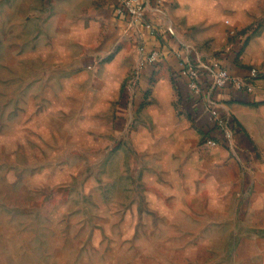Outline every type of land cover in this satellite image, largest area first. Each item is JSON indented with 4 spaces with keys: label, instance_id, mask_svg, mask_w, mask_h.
Segmentation results:
<instances>
[{
    "label": "rangeland",
    "instance_id": "374dc122",
    "mask_svg": "<svg viewBox=\"0 0 264 264\" xmlns=\"http://www.w3.org/2000/svg\"><path fill=\"white\" fill-rule=\"evenodd\" d=\"M242 1L245 30L177 58L258 42L264 80V0ZM115 3L0 0V264H238L261 232L201 162L207 139L161 54L144 73L158 36L142 21L112 33Z\"/></svg>",
    "mask_w": 264,
    "mask_h": 264
},
{
    "label": "crops",
    "instance_id": "0c3cea01",
    "mask_svg": "<svg viewBox=\"0 0 264 264\" xmlns=\"http://www.w3.org/2000/svg\"><path fill=\"white\" fill-rule=\"evenodd\" d=\"M151 4L153 6L148 9L147 17L153 18L157 25L162 22L167 30L159 31L158 37L146 35V52H150L156 43L169 72H172L173 55L179 51V47L185 48L184 44L202 49L208 47V51L205 50L204 53L196 49L206 56L225 47L229 34H238L248 26L247 21L239 17L240 8H246L242 0H168L166 7L160 10V15L154 9L155 2L152 1ZM118 22L111 18L112 33L125 29L127 24L119 22L122 24L119 25ZM237 42L241 45V38L234 39L230 48L220 54L228 60L223 63L228 64L233 77L246 79L252 67H258L253 50L257 45L259 48L260 44L250 41L235 60L233 47ZM146 52L143 56L145 59ZM191 55L196 61L195 53ZM163 62L159 60L156 65H145L144 73H152ZM252 88L251 92L245 93L249 95L245 99L246 103L240 101V91L232 86L210 94L212 103L221 115L229 119L236 134L232 144L222 138L216 139L219 145L214 149L208 148L205 141L199 153L204 166L211 169L220 182L227 185L230 192L240 199L241 217L252 229L261 232L255 241L256 251L242 256L238 264H264V80H256ZM184 104L200 130L207 131L204 105H198L190 96Z\"/></svg>",
    "mask_w": 264,
    "mask_h": 264
},
{
    "label": "built area",
    "instance_id": "2783aa9c",
    "mask_svg": "<svg viewBox=\"0 0 264 264\" xmlns=\"http://www.w3.org/2000/svg\"><path fill=\"white\" fill-rule=\"evenodd\" d=\"M155 2L159 5V0H116V13L122 16H128L129 21L143 22L147 23V28L150 30L152 35H158L159 30L151 27V24L146 22L147 17V2ZM145 51V49H144ZM160 52H153L152 55L144 60L145 65H154L159 61ZM178 57V54H176ZM206 71L210 74L212 78V87L208 92H205L202 88V76L203 72ZM182 76L186 80L187 87L190 93V97L198 105H204L206 113L210 117V121L213 122L219 132L221 133L222 139L232 144L235 139L236 131L231 126L230 121L227 117L221 115V113L216 109L217 107L212 103V95L215 90H224L227 86H232L236 90L247 93L253 90L252 84L256 81L258 77V72L255 69H251L248 78L239 79L233 77L225 65L216 60L215 62H210L208 65L185 61L182 63ZM206 146L210 149H214L219 145L216 139L208 138L206 140Z\"/></svg>",
    "mask_w": 264,
    "mask_h": 264
},
{
    "label": "trees",
    "instance_id": "16d2710c",
    "mask_svg": "<svg viewBox=\"0 0 264 264\" xmlns=\"http://www.w3.org/2000/svg\"><path fill=\"white\" fill-rule=\"evenodd\" d=\"M115 8H116V4H114V8H113L114 11H115ZM114 19L117 20V21H121L122 23H128L129 22V17L128 16L118 15L117 13H114ZM178 50L180 51L181 48L179 47ZM233 51H234L233 52L234 53L233 58L236 60V59H238V57H240V55L243 52V47L240 45V42L235 43ZM145 52H146V47H145ZM153 52H159L156 43L154 44V47L150 50V52L149 51L146 52L147 53V55H146L147 59L152 55ZM176 53L173 55V58H172V60H174V61H173L172 65H171V69H172L173 78L175 79V81H177V83L181 87V90L183 92V102L185 103V102H187L189 100L190 93H189V90H188V87H187L186 80L182 76V63H183V60L177 58ZM219 61H221L223 63L224 61L226 62L228 60L226 58L220 56ZM206 63L208 65L210 64V62H208V61ZM154 65H156V64H154ZM224 65L230 72V67L228 66V64H224ZM212 83H213V81H212V78H211L210 74L208 72L204 71L203 72V76H202V88H203V90L205 92H208L211 89V87H212ZM230 87L231 86H227L228 89H230ZM220 91H222V90H220ZM239 94H241V96H242V99L240 101L246 103L245 99H248L249 95L245 94L243 92L242 93L240 92ZM205 118H206L205 119V123H206V125L208 127L207 131L203 130V132L205 133V139H207V138H215V139L218 140V139L222 138L221 133L217 129L216 125L213 122L210 121V117H209L208 114H205Z\"/></svg>",
    "mask_w": 264,
    "mask_h": 264
}]
</instances>
